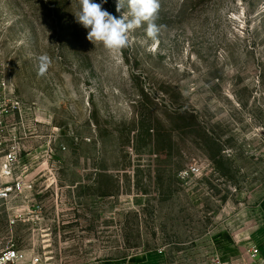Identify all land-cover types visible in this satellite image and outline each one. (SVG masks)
I'll use <instances>...</instances> for the list:
<instances>
[{"label":"rangeland","instance_id":"obj_1","mask_svg":"<svg viewBox=\"0 0 264 264\" xmlns=\"http://www.w3.org/2000/svg\"><path fill=\"white\" fill-rule=\"evenodd\" d=\"M159 3L158 41L142 25L109 51L75 22L78 0H0V138L21 157L0 179L15 187L0 252L233 264L264 226V0Z\"/></svg>","mask_w":264,"mask_h":264},{"label":"clouds","instance_id":"obj_2","mask_svg":"<svg viewBox=\"0 0 264 264\" xmlns=\"http://www.w3.org/2000/svg\"><path fill=\"white\" fill-rule=\"evenodd\" d=\"M108 0H78L79 10L74 14L75 22L87 31V40L100 43L109 51H120L129 45V33L146 25V35L158 41L162 25L155 21L160 8L159 0H117L116 11H127L120 17L114 16L103 5ZM38 75L43 76L51 67L52 60L47 54L38 57Z\"/></svg>","mask_w":264,"mask_h":264},{"label":"built area","instance_id":"obj_3","mask_svg":"<svg viewBox=\"0 0 264 264\" xmlns=\"http://www.w3.org/2000/svg\"><path fill=\"white\" fill-rule=\"evenodd\" d=\"M3 87L0 86V100L4 99V90L5 84H2ZM7 108H5V112L7 114L13 113L14 110L20 109V103L17 101H7ZM11 106V107H10ZM10 109V110H9ZM1 125L3 122L0 123ZM5 142L0 138V179H9L14 176L15 170L18 168L20 164V153L18 147H13L8 152H5L3 149ZM186 174H189L186 172ZM21 183H16V186H20ZM15 187L10 185L8 187L0 186V203L9 201L11 194L13 193ZM39 209V207H37ZM23 214L21 211H18L14 216L10 217L9 225L10 227H15L19 223L26 222L23 219ZM260 251L257 247H254L251 250V258L255 260ZM0 264H49V261L44 255L40 252H36V249L32 250H22L19 249L15 244H12L6 250L0 252ZM204 264H228L222 261V259L218 256L209 259Z\"/></svg>","mask_w":264,"mask_h":264},{"label":"crops","instance_id":"obj_4","mask_svg":"<svg viewBox=\"0 0 264 264\" xmlns=\"http://www.w3.org/2000/svg\"><path fill=\"white\" fill-rule=\"evenodd\" d=\"M249 240L244 253L240 258L234 259L233 264H264V226L255 231ZM254 247L260 251L255 260L251 258V250ZM143 264H147L146 261Z\"/></svg>","mask_w":264,"mask_h":264}]
</instances>
